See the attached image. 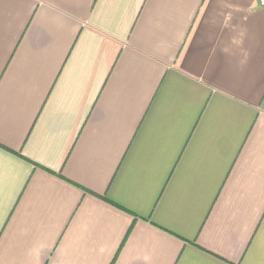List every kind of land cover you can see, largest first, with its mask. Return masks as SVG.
I'll return each mask as SVG.
<instances>
[{
	"label": "crops",
	"instance_id": "1",
	"mask_svg": "<svg viewBox=\"0 0 264 264\" xmlns=\"http://www.w3.org/2000/svg\"><path fill=\"white\" fill-rule=\"evenodd\" d=\"M0 264H264V0H0Z\"/></svg>",
	"mask_w": 264,
	"mask_h": 264
}]
</instances>
